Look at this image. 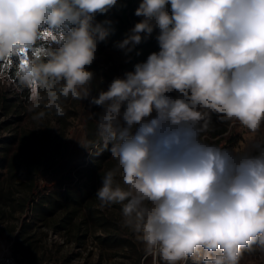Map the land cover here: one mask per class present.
I'll list each match as a JSON object with an SVG mask.
<instances>
[{
  "label": "clouds",
  "instance_id": "1",
  "mask_svg": "<svg viewBox=\"0 0 264 264\" xmlns=\"http://www.w3.org/2000/svg\"><path fill=\"white\" fill-rule=\"evenodd\" d=\"M118 0H0V63L17 90L89 95L98 45ZM141 19L115 44L125 56L156 32L159 50L91 103L102 150L100 207L122 205L155 264H240L264 252V0H141ZM23 57V59H20ZM215 115L252 139L243 152L202 139ZM81 147L87 145L80 143ZM121 180H117V175ZM121 182L124 186H121Z\"/></svg>",
  "mask_w": 264,
  "mask_h": 264
},
{
  "label": "rangeland",
  "instance_id": "2",
  "mask_svg": "<svg viewBox=\"0 0 264 264\" xmlns=\"http://www.w3.org/2000/svg\"><path fill=\"white\" fill-rule=\"evenodd\" d=\"M106 18L107 14L99 15L97 21ZM116 43L98 45L92 64L99 76H93L87 98H71L61 106L63 115L49 106L44 91L32 101L31 93L27 96L25 89L17 90L18 81L10 72L13 63H0V251L9 249L20 264H95L99 255L102 264H133L139 253L141 264H155L139 234L123 223L122 205L102 208L95 195L101 176L117 162L108 151L89 148L83 118L96 124L90 114L102 109L91 103L92 98L127 72L129 56ZM231 125L239 139L227 148L237 152L250 148L248 130L238 122ZM261 129L264 124L255 134L256 141H261ZM228 137L226 132L216 145H228ZM71 166L75 169L67 179L63 173ZM53 179L68 182L51 196L28 202L31 182ZM117 180H121L119 174ZM121 186L126 187L122 182ZM65 189L68 193H62ZM19 229L24 242L14 254ZM100 240L104 242L101 251L97 247ZM113 244L115 249L110 248ZM240 264H264V252L258 248L245 251Z\"/></svg>",
  "mask_w": 264,
  "mask_h": 264
},
{
  "label": "trees",
  "instance_id": "3",
  "mask_svg": "<svg viewBox=\"0 0 264 264\" xmlns=\"http://www.w3.org/2000/svg\"><path fill=\"white\" fill-rule=\"evenodd\" d=\"M141 0H118V4L126 5L124 7H117L112 9L108 14L107 18L105 20H110L111 24L108 25L110 28V34L107 38V41L105 42L108 45H112L119 40H123L125 33H127L136 22H138L141 18L137 17L135 15V10L139 6V3ZM97 19V18H96ZM156 32L153 33L152 37L143 41L141 44L137 45L135 50L130 53L128 56L127 61V72L133 71L134 65L140 62H143L147 59L148 55L152 52H156L159 50L158 43L156 40ZM90 71L93 72L94 75L97 77L99 76V71L97 70L96 64H92L89 68ZM10 72L12 75L15 73V66L12 65ZM93 75V76H94ZM26 90V95L29 96L30 91L28 89ZM71 99V96L65 98L60 97L57 101L60 106L64 105ZM84 122V129L87 134V143L89 148L94 151H99L102 148L101 142L99 140V137L96 134V124L89 123L88 119L83 118ZM234 125H231V122L229 121H220L217 119L215 115L212 116V121L209 127L205 130L203 136L204 140L211 144H219L220 138L223 134L226 132L229 133V137L227 139L228 145L226 144H220V147H231L230 145L235 144L238 141V136L234 133L235 132ZM261 142H264V130L261 129ZM215 139V140H213ZM75 169V166L69 167L63 174L67 179H70L73 170ZM68 181L62 182L59 179H53L49 181L40 182L39 180L33 181L29 184V198L28 202L32 203L35 201H41L43 198H46L48 196H51L53 193H56V191H59V189L63 188L65 184H67ZM62 193H68L67 189L61 190ZM27 218H25L26 222ZM21 224V228L23 229L26 225V223ZM16 231V241H15V248H13L14 254H17V246L23 245L24 241H21L20 238L22 236V230ZM104 246V242L100 240V242H97V247L101 251V247ZM117 245L113 244L110 246V248L115 249ZM117 251V250H116ZM90 256V253H89ZM141 257L142 253H139L133 264H141ZM101 255L99 256V259L97 263L95 264H102L101 262ZM19 261V260H18Z\"/></svg>",
  "mask_w": 264,
  "mask_h": 264
},
{
  "label": "built area",
  "instance_id": "4",
  "mask_svg": "<svg viewBox=\"0 0 264 264\" xmlns=\"http://www.w3.org/2000/svg\"><path fill=\"white\" fill-rule=\"evenodd\" d=\"M0 264H20L9 249L0 251Z\"/></svg>",
  "mask_w": 264,
  "mask_h": 264
},
{
  "label": "crops",
  "instance_id": "5",
  "mask_svg": "<svg viewBox=\"0 0 264 264\" xmlns=\"http://www.w3.org/2000/svg\"><path fill=\"white\" fill-rule=\"evenodd\" d=\"M100 256V255H99Z\"/></svg>",
  "mask_w": 264,
  "mask_h": 264
}]
</instances>
